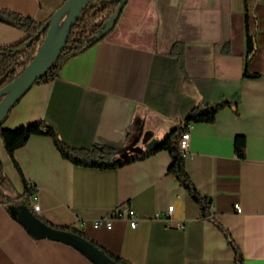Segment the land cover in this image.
Instances as JSON below:
<instances>
[{"label": "crops", "instance_id": "crops-1", "mask_svg": "<svg viewBox=\"0 0 264 264\" xmlns=\"http://www.w3.org/2000/svg\"><path fill=\"white\" fill-rule=\"evenodd\" d=\"M65 2L0 0V8L47 22ZM27 35L0 20V46ZM175 42L183 44L184 69L171 54ZM218 103L225 105L213 122L192 123L194 158L184 160L197 189L212 199L210 217L169 172L165 149L96 168L64 158L44 134L10 156L0 135V264H97L79 248L27 229L16 213L25 183L36 215L83 229L121 264H236L212 218L229 231L244 264H264V0H128L115 28L53 79L34 83L0 128L43 122L70 146L102 143L125 158L182 128L195 107ZM237 136L245 140L243 157ZM170 205L169 220L157 217ZM121 206L136 211L135 228L125 220L111 230L93 228L94 219Z\"/></svg>", "mask_w": 264, "mask_h": 264}, {"label": "trees", "instance_id": "trees-1", "mask_svg": "<svg viewBox=\"0 0 264 264\" xmlns=\"http://www.w3.org/2000/svg\"><path fill=\"white\" fill-rule=\"evenodd\" d=\"M127 2L128 0H94L83 11L82 15L73 26L60 57L49 69V71L35 83L45 82L53 79L56 75H58L63 64L68 59L82 53L83 51L93 47L99 41L103 40L108 35V33H110L115 28L120 15L116 18L113 25L109 26L108 24L110 23L112 18H114V15L117 11L120 10L121 14ZM0 20L19 29H23L28 34L26 38L15 44L0 46V88H2L3 86L13 81L32 61L46 35L47 23L49 21L38 22L32 18L25 17L9 9L3 8H0ZM254 50L255 47L253 45L252 38L249 35L248 51L253 52ZM171 54L175 55L178 58L181 67L184 69L183 44L175 42L172 46ZM224 105V103H218L205 104L199 107H195L184 120L183 127L173 129L165 139L160 141L157 147H155L154 149L146 150L140 154L127 156L125 158L120 157V152L116 147L102 143H97L92 147L70 146L60 138L57 131L52 126L47 125L43 122H34L15 129L0 128V135L3 140L4 146L10 156L14 154L16 149L24 146L31 136L44 134L50 136L53 139L55 147L64 158L77 165L96 168H115L123 166L136 160L145 159L155 152L165 149L169 151L170 155L172 156V162L169 166V172L177 177V179L186 189L187 193L200 206L203 216L210 217L212 199L207 195H203L193 183L186 169L184 162L185 159L182 156L178 140L186 124L196 122L211 123L215 120L216 113ZM236 150L240 157H243L245 155L244 137L237 136ZM4 182L5 177H1L0 185H2ZM31 195V187L25 183L24 194L20 197L23 198L24 205L29 209H31ZM31 211L33 212L32 209ZM37 217L39 216L37 215ZM19 218L21 220L20 216ZM39 218L54 228L77 233L87 238L98 249H100L96 242L89 239L83 229L70 226H56L48 222L47 220L42 219L41 217ZM212 220L225 234L229 244L233 247L235 251V263L244 264L243 254L236 244L235 240L230 235L229 231L225 229L216 219L212 218ZM102 252L109 256L115 264H121L125 261L120 256H116L114 254L108 255L106 252ZM85 253L97 264H100V262L97 261L93 255L88 252Z\"/></svg>", "mask_w": 264, "mask_h": 264}, {"label": "water", "instance_id": "water-1", "mask_svg": "<svg viewBox=\"0 0 264 264\" xmlns=\"http://www.w3.org/2000/svg\"><path fill=\"white\" fill-rule=\"evenodd\" d=\"M94 0H66L58 8L47 23V32L36 55L28 66L10 83L0 88V126L9 113L11 107L20 97L38 80H40L60 57L67 43L73 26L76 24L83 11ZM120 15V10L108 24L113 25ZM46 27V26H45ZM160 140L153 139L148 144V150L154 149ZM19 213L23 224L37 237L51 238L71 244L82 251L88 252L95 257L100 264H115L113 260L98 249L87 238L70 231L52 227L42 221L27 206L22 205Z\"/></svg>", "mask_w": 264, "mask_h": 264}, {"label": "built area", "instance_id": "built-area-1", "mask_svg": "<svg viewBox=\"0 0 264 264\" xmlns=\"http://www.w3.org/2000/svg\"><path fill=\"white\" fill-rule=\"evenodd\" d=\"M191 126L192 123H188L185 125L184 130L182 131L181 136L178 140V144L184 159L194 158V153L191 151L190 148ZM33 199L35 200L33 203L34 209L39 210L40 206L39 203L36 201L37 196H34ZM235 209L236 211L240 212L241 211L240 204H236ZM173 211H174V205H170L168 206L167 211L165 213L157 214V217L163 218L165 220H169L173 215ZM117 220H125L132 228H135L138 224V215L133 208L129 206H124V207L121 206L115 208L114 210H112L107 214L101 215L100 217L94 219L92 221V226L94 229L111 230L113 229L114 222ZM179 225L182 226V222H179Z\"/></svg>", "mask_w": 264, "mask_h": 264}]
</instances>
